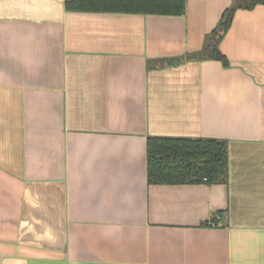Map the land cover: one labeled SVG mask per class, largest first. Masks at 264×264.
Wrapping results in <instances>:
<instances>
[{
    "label": "crops",
    "instance_id": "0c3cea01",
    "mask_svg": "<svg viewBox=\"0 0 264 264\" xmlns=\"http://www.w3.org/2000/svg\"><path fill=\"white\" fill-rule=\"evenodd\" d=\"M0 0V264H264V4L181 15ZM150 136L227 142V181L151 183Z\"/></svg>",
    "mask_w": 264,
    "mask_h": 264
},
{
    "label": "trees",
    "instance_id": "16d2710c",
    "mask_svg": "<svg viewBox=\"0 0 264 264\" xmlns=\"http://www.w3.org/2000/svg\"><path fill=\"white\" fill-rule=\"evenodd\" d=\"M264 0H235L209 34L201 56L225 60L217 40L230 26L237 8H252ZM66 7L76 11H110L153 15H181L185 0H68ZM227 142L218 138L150 136L147 139V175L151 183L218 184L227 181Z\"/></svg>",
    "mask_w": 264,
    "mask_h": 264
}]
</instances>
